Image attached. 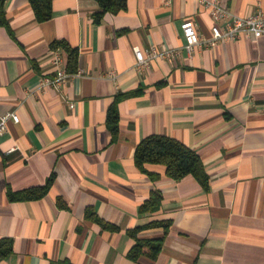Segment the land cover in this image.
Returning a JSON list of instances; mask_svg holds the SVG:
<instances>
[{"label":"crops","instance_id":"obj_1","mask_svg":"<svg viewBox=\"0 0 264 264\" xmlns=\"http://www.w3.org/2000/svg\"><path fill=\"white\" fill-rule=\"evenodd\" d=\"M52 2L51 20L39 23L28 0H8L10 31L0 24V117L20 118L0 136V239L13 241L0 264H264V39L208 47L213 21L200 0H127L125 11L99 24L95 0ZM220 2L241 17L264 10V0ZM187 20L202 42L191 53L181 29ZM60 40L78 49L77 70L58 89L41 86L56 72L51 45ZM134 47L176 55L140 71ZM139 90L119 103L114 139L108 108L118 94ZM153 134L199 155L207 189L151 164L152 182L136 167V146ZM51 176L42 199L9 200V189L44 186ZM155 190L159 210L139 214ZM156 221L170 222L167 234L138 237H163L157 257L129 259L128 231Z\"/></svg>","mask_w":264,"mask_h":264},{"label":"trees","instance_id":"obj_2","mask_svg":"<svg viewBox=\"0 0 264 264\" xmlns=\"http://www.w3.org/2000/svg\"><path fill=\"white\" fill-rule=\"evenodd\" d=\"M8 0H0V24L9 31V22L5 17V5ZM37 22L44 23L51 20L53 16V0H28ZM99 10L92 17L95 24H99L107 13L117 14L125 11L127 0H95ZM53 50L62 48L67 55V68L70 73H74L78 67L79 52L77 48L71 47L66 41H56L51 45ZM139 91L118 94L108 108L106 124L111 131L114 139L119 131V112L118 105L124 99L138 94ZM134 161L136 167L145 173L152 182L158 176L147 170L146 165H161L165 168V175L174 180L180 181L186 176L192 175L199 184L207 189L209 178L205 172L204 165L199 155L189 147L171 137L153 134L143 138L135 148ZM54 176H51L44 186L33 187L19 192L8 190L7 196L11 202L32 201L42 199L53 184ZM162 194L158 190L152 191L149 198L140 206L139 214H152L159 210L162 202ZM87 217L93 219L104 228L116 227L103 222L94 212H87ZM170 227L169 221L150 222L145 225L137 226L129 230V236L134 240V245L128 253L131 260H138L140 256L146 255L152 259L156 258L162 246L163 237L158 239H143L138 237L140 233L150 229H163L164 235ZM145 248L148 250L145 252ZM13 252V241L10 238L0 239V262L5 260Z\"/></svg>","mask_w":264,"mask_h":264},{"label":"built area","instance_id":"obj_3","mask_svg":"<svg viewBox=\"0 0 264 264\" xmlns=\"http://www.w3.org/2000/svg\"><path fill=\"white\" fill-rule=\"evenodd\" d=\"M169 0H166V4ZM200 4L209 12L213 21L211 28V38L205 40V44L210 48L217 47L221 42L236 41L238 38L245 36H254L257 39H264V10L257 8L255 12L246 17H241L232 14L229 9L224 6L220 0H200ZM182 34L185 40V48L191 53L193 49L200 45L201 39L197 30V25L192 20H187L181 25ZM136 57V67L143 71L149 67L150 61L156 57L172 60L175 57V52L165 50L158 52L152 49L150 52H143L139 47H134ZM51 63L56 69V72L51 77L41 79V86L60 88L73 74L69 73L66 56L63 51L57 49L53 51ZM78 72L77 74H79ZM70 107L74 108V103H70ZM12 120L15 123L20 121L18 114L8 112L0 117V136L4 135L7 130L8 121Z\"/></svg>","mask_w":264,"mask_h":264}]
</instances>
